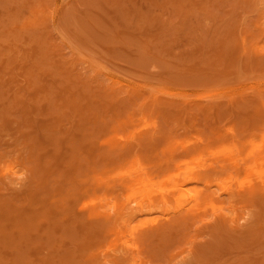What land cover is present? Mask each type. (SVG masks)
<instances>
[{
	"label": "rangeland",
	"instance_id": "rangeland-1",
	"mask_svg": "<svg viewBox=\"0 0 264 264\" xmlns=\"http://www.w3.org/2000/svg\"><path fill=\"white\" fill-rule=\"evenodd\" d=\"M0 264H264V0H0Z\"/></svg>",
	"mask_w": 264,
	"mask_h": 264
},
{
	"label": "bare ground",
	"instance_id": "bare-ground-1",
	"mask_svg": "<svg viewBox=\"0 0 264 264\" xmlns=\"http://www.w3.org/2000/svg\"><path fill=\"white\" fill-rule=\"evenodd\" d=\"M239 87H240V86H239ZM227 90H228V89L226 88L225 91H227ZM218 91H219V90H218ZM218 91H216V92H218ZM231 91H232V90H231ZM219 92H221V91H219ZM167 137H168V136H167ZM168 139H170V137H169ZM154 141H155V140H154ZM154 141H153V142H154ZM104 144H105V143H104ZM183 172H184V171H183ZM184 175H185V174H184ZM156 176H157V175H156ZM146 181H147V180L145 179V182H146ZM156 183H157V182H156ZM157 184H158V183H157ZM155 185H156V184H155ZM152 186H153V184H152ZM181 186H182V185H181ZM187 186H188V185H187ZM156 188H157V187H156ZM233 188H234V187H233ZM157 190H158V189H157ZM193 192H194V191H193ZM163 193H164V192H163ZM189 193H190V192H189ZM189 193H188V194H189ZM191 194H192V192H191ZM191 194H190V195H191ZM192 195H193V194H192ZM257 195H258V194H257ZM163 202H164V201H163ZM163 205H165V204H163ZM35 209H36V208H35ZM36 211H37V209L33 212V215H34V213H35ZM37 217H38V216H37ZM90 257H91V256H90ZM91 258H92V257H91Z\"/></svg>",
	"mask_w": 264,
	"mask_h": 264
}]
</instances>
